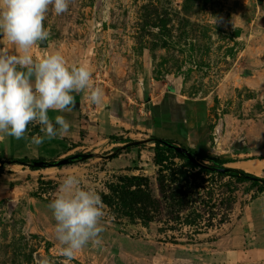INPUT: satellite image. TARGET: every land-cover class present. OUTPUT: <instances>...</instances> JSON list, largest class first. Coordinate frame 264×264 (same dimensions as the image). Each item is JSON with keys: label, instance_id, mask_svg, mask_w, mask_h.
<instances>
[{"label": "rangeland", "instance_id": "1", "mask_svg": "<svg viewBox=\"0 0 264 264\" xmlns=\"http://www.w3.org/2000/svg\"><path fill=\"white\" fill-rule=\"evenodd\" d=\"M44 25L49 46L34 47L33 56L59 52L69 65L90 66L104 96L92 104L87 92L74 94L75 143L44 141L33 159L25 145L19 151L35 162L96 157L37 170L3 166L0 264H35L44 254L63 264L48 205L69 172L98 193L120 177L145 176L159 200L154 138L232 162L263 157L264 0H71L61 15L50 8ZM4 46L11 47L0 36ZM164 99L171 116L154 123L150 106ZM256 174L264 179V168ZM196 184L194 226L170 229L164 216L146 226L115 223L106 212L102 243L77 252L71 264H230L211 243L264 187L216 174H200Z\"/></svg>", "mask_w": 264, "mask_h": 264}, {"label": "clouds", "instance_id": "2", "mask_svg": "<svg viewBox=\"0 0 264 264\" xmlns=\"http://www.w3.org/2000/svg\"><path fill=\"white\" fill-rule=\"evenodd\" d=\"M71 0H0V36L11 47H0V139H28L29 125H39L43 135H32L37 148L45 141L70 134L71 123L62 114L75 106L74 94L87 92L92 104L101 103L104 90L95 85L87 65H69L59 52L40 58L32 50L45 42L50 32L44 21L49 10L68 11ZM216 18L213 19L215 24ZM55 221L53 235L63 264H71L77 252L89 244L99 246L106 205L93 188H85L78 174L69 172L61 180L48 205ZM35 264H57L44 254Z\"/></svg>", "mask_w": 264, "mask_h": 264}, {"label": "trees", "instance_id": "3", "mask_svg": "<svg viewBox=\"0 0 264 264\" xmlns=\"http://www.w3.org/2000/svg\"><path fill=\"white\" fill-rule=\"evenodd\" d=\"M150 111L154 123L167 121L171 116L170 108L165 99L160 104L150 106ZM131 143L132 141L128 140L126 147ZM154 143L153 163L157 167L155 180L160 199L157 200L152 197L147 177L140 175L120 177L117 179V183H110L106 186V193H99L112 222L119 223L121 219H125L130 223L146 226L158 223L164 216L165 221L163 223L169 225L170 229H174V224L194 226L199 215L196 212L195 204L198 202L195 197L199 194L198 191L202 189L196 184L200 174H216L239 181H250L254 187H264V184H259L258 177L243 170L227 168L225 173L211 170V168L223 169L225 164L232 162L228 157L202 155L186 148L196 160V163H192L183 155L165 146L158 138H154ZM181 147L185 148L184 146ZM170 152H173L176 158L184 162L176 164L169 157ZM24 162L35 161H28L25 158L8 161L12 165H21ZM29 169L37 170L38 168L30 167ZM2 170L3 166L0 167V173ZM161 231L162 229L158 228V232Z\"/></svg>", "mask_w": 264, "mask_h": 264}, {"label": "crops", "instance_id": "4", "mask_svg": "<svg viewBox=\"0 0 264 264\" xmlns=\"http://www.w3.org/2000/svg\"><path fill=\"white\" fill-rule=\"evenodd\" d=\"M62 114L71 123L70 134L65 137H57L54 139L62 140L64 143H75L80 139L78 128H75L79 121L72 119L71 112L69 113H57L49 111V116L54 118L55 115ZM40 134L39 125H29L26 136L28 139L17 140L14 137H6L0 139V163L5 165V171H11L12 164L7 163L11 159L27 158L25 154L19 151V145H25L26 149L32 152L31 158H35L38 153L35 145H30L29 140L32 135ZM48 139H45L47 141ZM53 140V139H51ZM6 148H8L6 150ZM259 152L260 159H249L244 162L234 161L227 163L226 166L234 169H241L247 173L255 172L246 170L243 165L251 163L252 161H264V145L260 147ZM69 152H61L58 156H66ZM9 164V165H6ZM237 167V168H236ZM260 205L259 209L257 207ZM254 206V207H253ZM213 252L217 257L228 261L230 264H264V195L257 196L242 210L241 215L231 223H227L221 229V235L216 237L211 243Z\"/></svg>", "mask_w": 264, "mask_h": 264}, {"label": "water", "instance_id": "5", "mask_svg": "<svg viewBox=\"0 0 264 264\" xmlns=\"http://www.w3.org/2000/svg\"><path fill=\"white\" fill-rule=\"evenodd\" d=\"M49 41L50 37L45 42H41L40 44L37 45L38 48H47L49 46ZM154 140V139H152ZM165 146L168 148L174 150L176 153L183 155L188 161L192 163H196L195 158L192 156L190 152L187 151L186 148H182L180 146H176L174 144H171L167 141L160 140ZM96 157L95 154H76L64 159H60L56 162L48 163V162H24L21 165L25 167H33V168H48V167H61L65 165L72 164L74 161H84L89 158ZM8 163V162H7ZM3 166L2 163H0V167ZM227 167H224L223 169H217V168H211L213 172H218V173H225ZM259 184H264V179L259 178L258 180Z\"/></svg>", "mask_w": 264, "mask_h": 264}, {"label": "bare ground", "instance_id": "6", "mask_svg": "<svg viewBox=\"0 0 264 264\" xmlns=\"http://www.w3.org/2000/svg\"><path fill=\"white\" fill-rule=\"evenodd\" d=\"M246 170L255 172V173H259L260 171H262V169L264 168V161H252L250 164L247 165H243Z\"/></svg>", "mask_w": 264, "mask_h": 264}]
</instances>
